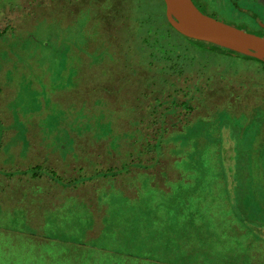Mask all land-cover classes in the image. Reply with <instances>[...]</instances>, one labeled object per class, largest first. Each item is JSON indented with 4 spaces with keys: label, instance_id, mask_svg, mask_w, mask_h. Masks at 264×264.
Here are the masks:
<instances>
[{
    "label": "rangeland",
    "instance_id": "374dc122",
    "mask_svg": "<svg viewBox=\"0 0 264 264\" xmlns=\"http://www.w3.org/2000/svg\"><path fill=\"white\" fill-rule=\"evenodd\" d=\"M190 1L264 36V0ZM165 19L0 0V264H264V65Z\"/></svg>",
    "mask_w": 264,
    "mask_h": 264
},
{
    "label": "water",
    "instance_id": "95a60500",
    "mask_svg": "<svg viewBox=\"0 0 264 264\" xmlns=\"http://www.w3.org/2000/svg\"><path fill=\"white\" fill-rule=\"evenodd\" d=\"M168 23L181 35L255 56L264 51V36L217 20L196 8L190 0H163ZM264 27V24H261Z\"/></svg>",
    "mask_w": 264,
    "mask_h": 264
},
{
    "label": "crops",
    "instance_id": "0c3cea01",
    "mask_svg": "<svg viewBox=\"0 0 264 264\" xmlns=\"http://www.w3.org/2000/svg\"><path fill=\"white\" fill-rule=\"evenodd\" d=\"M260 1H263V0H260ZM55 177H56V174H53ZM60 184V183H59ZM55 184H53V183H51V185L49 186V187H42L41 189H39V188H37L36 186L35 187H33L32 186V208H33V206H36V204H50V202H51V198L50 199H48V200H41L40 199V196H50V194H53V192H54V190L56 191V188H55V186H54ZM62 187V186H61ZM37 188V189H36ZM63 191H65V192H63ZM60 194H65V195H67L68 194V192H67V190H64L63 188H62V190L60 191ZM59 194V195H60ZM67 203H68V201H67ZM51 208V207H50ZM193 208V207H192ZM52 209V208H51ZM68 210H72L73 211V209H71V207H68L67 208ZM179 217H180V215H179ZM181 218V217H180ZM180 218H178L179 220H180ZM48 220H50V218L48 219ZM53 220H55V219H53ZM52 220V221H53ZM42 221V220H41ZM41 221H39L38 219H32V225H37V224H40V223H42ZM189 222H190V225H193L194 224V221H193V219L192 218H190L189 219ZM43 223H45V224H48V222H44L43 221ZM211 233V232H210ZM212 235H213V233H212ZM205 239H206V242H208V247H209V242H210V239H209V237H208V235L205 233Z\"/></svg>",
    "mask_w": 264,
    "mask_h": 264
},
{
    "label": "trees",
    "instance_id": "16d2710c",
    "mask_svg": "<svg viewBox=\"0 0 264 264\" xmlns=\"http://www.w3.org/2000/svg\"><path fill=\"white\" fill-rule=\"evenodd\" d=\"M162 3L164 4V2H163V0H162ZM139 7H141V4L139 5ZM165 18V17H164ZM166 20V19H165ZM166 22L168 23V21L166 20ZM168 25L169 26H171L169 23H168ZM172 27V26H171ZM3 33V31L2 30H0V35ZM260 35V34H259ZM185 37V36H184ZM187 38V37H186ZM189 39V38H188ZM191 42H193V43H206V42H203V41H198V40H193V39H189ZM206 44H208V45H210V47H211V49L212 50H215V51H218V52H230V50L229 49H227V48H223V47H221V46H218V45H215V44H211V43H206ZM246 57H248V58H251V59H253L252 57H249V56H246ZM261 64H263L264 65V62L263 61H261V60H258ZM237 216V215H236ZM237 218L240 220L241 218H239L238 216H237ZM185 225V224H184ZM262 224H260V225H256L255 226V230L257 229H261L262 227H264V226H261ZM183 233V235H180V238H179V240L180 239H182V243L184 244L183 246H186V247H183V250L182 251H185V248H187V249H189V245H192L193 246V244H191L190 243V240H189V238L188 237H190V235H189V230H186L185 232H182ZM204 244L207 246V242H205L204 241ZM196 247H201V250H203L204 248L202 247V244L198 241L197 242V246ZM195 257L197 258V256L195 255ZM195 257H193V258H191V259H186L187 260V262H189V261H192V263H194V262H196L197 261V259L195 258Z\"/></svg>",
    "mask_w": 264,
    "mask_h": 264
},
{
    "label": "bare ground",
    "instance_id": "6f19581e",
    "mask_svg": "<svg viewBox=\"0 0 264 264\" xmlns=\"http://www.w3.org/2000/svg\"><path fill=\"white\" fill-rule=\"evenodd\" d=\"M258 53L260 54V55H262V56H264V51H258Z\"/></svg>",
    "mask_w": 264,
    "mask_h": 264
}]
</instances>
